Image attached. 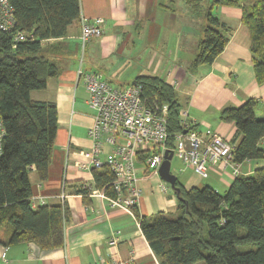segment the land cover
Returning <instances> with one entry per match:
<instances>
[{
    "label": "crops",
    "instance_id": "0c3cea01",
    "mask_svg": "<svg viewBox=\"0 0 264 264\" xmlns=\"http://www.w3.org/2000/svg\"><path fill=\"white\" fill-rule=\"evenodd\" d=\"M205 1L81 0L82 16L105 20L103 36L91 39L82 52L80 24L71 25L56 58L60 73L48 81L45 90L31 93L32 100L52 102L58 111L48 179L38 182L31 174L32 202L36 208L67 205L70 215L64 224L65 243L63 248L52 251H42L31 243H0V264H159L134 215L111 208L105 200H84L68 189L74 183L94 184L92 172L75 168V162L82 160L78 152L91 150L88 130L94 117L78 71L96 73L118 88L133 84L139 76H158L175 85L180 111L186 113L184 119L189 125L201 133L210 129L239 144L235 124L224 122L220 114L254 98L260 102L256 117L263 119L264 84L256 81L251 35L242 25L239 7H208L207 13L218 18L219 30L229 37V42L211 65L192 67L206 25L207 13L201 5ZM128 72L130 76L125 77ZM260 145L264 148V140ZM108 152L109 147H105L102 157ZM259 168H264V160L246 161L239 164V175L251 176ZM208 169L209 177L204 180L213 181L220 192L226 191L236 178L231 168L223 169L219 164L209 165ZM172 172L186 188L202 185V178L191 167L183 165L180 171ZM139 176L143 190L137 209L140 215L174 212L176 201L160 191L161 179L142 172ZM114 236L118 242L111 245Z\"/></svg>",
    "mask_w": 264,
    "mask_h": 264
},
{
    "label": "trees",
    "instance_id": "16d2710c",
    "mask_svg": "<svg viewBox=\"0 0 264 264\" xmlns=\"http://www.w3.org/2000/svg\"><path fill=\"white\" fill-rule=\"evenodd\" d=\"M16 30L33 33L34 39L14 47L13 36L0 32V115L5 128L0 155V243L6 246L34 244L42 251L61 249L66 204L38 208L32 202L31 174L48 179L58 130V111L52 102L35 101L33 91L46 89L60 73L56 58L71 25L80 21L81 0H9ZM212 7L242 9V25L251 35L250 52L256 81L264 84V0H212ZM211 12L199 43L193 68L211 65L225 50L229 37L219 30ZM54 43H46L49 40ZM147 103L169 106L168 146L183 131L181 105L174 87L158 76H139ZM257 99L224 109L220 118L234 123L240 137L233 161L264 160V118L258 119ZM149 154L143 153L140 162ZM94 187L113 195L114 176L107 166L92 170ZM174 212H157L136 218L159 264H264V168L251 176H237L220 192L206 186L186 188L178 180ZM82 183L69 185L73 195L89 199ZM245 247L246 249H242Z\"/></svg>",
    "mask_w": 264,
    "mask_h": 264
},
{
    "label": "built area",
    "instance_id": "2783aa9c",
    "mask_svg": "<svg viewBox=\"0 0 264 264\" xmlns=\"http://www.w3.org/2000/svg\"><path fill=\"white\" fill-rule=\"evenodd\" d=\"M79 24V41L84 52L91 39L103 36L105 20L89 19L81 15ZM0 32L13 36L14 47L18 43L34 39L33 33L16 30L14 9L9 0H0ZM53 41L55 40L51 39L48 43ZM78 78L87 91V103L94 111V117L88 130L92 142L91 150L78 152L82 160L75 162V168L92 172L93 169L107 166L114 176L113 195L95 188L93 184L86 185L89 198L105 200L111 208L122 209L136 217L135 210L143 196L139 173L161 179L159 170L167 150H172L175 157L185 166L193 168L194 173L202 179L209 177V165L216 164L223 169L231 168L233 175L239 176V164L233 161L236 145L210 129H206L204 133L199 132L196 126L186 122V113L183 111H180L183 131L175 135L174 145L169 147V106L166 103L159 104L158 101L149 105L141 84L133 83L118 88L101 79L96 73L82 70L78 71ZM4 136L5 128L0 115V155ZM105 147H109V152L103 158ZM143 153L149 154V157L145 162H140L139 157ZM167 185L169 184L161 179L160 191L165 195L172 193L174 196V191ZM64 197L62 194V198ZM137 222L140 227L138 219ZM117 242L118 238L114 236L111 245H116ZM5 257L6 253H3L2 259Z\"/></svg>",
    "mask_w": 264,
    "mask_h": 264
},
{
    "label": "water",
    "instance_id": "95a60500",
    "mask_svg": "<svg viewBox=\"0 0 264 264\" xmlns=\"http://www.w3.org/2000/svg\"><path fill=\"white\" fill-rule=\"evenodd\" d=\"M173 157L174 153L172 150H167L165 152V159L160 167L159 174L161 179L170 185L175 194H179L180 189L176 186L177 176L171 169V161Z\"/></svg>",
    "mask_w": 264,
    "mask_h": 264
},
{
    "label": "rangeland",
    "instance_id": "374dc122",
    "mask_svg": "<svg viewBox=\"0 0 264 264\" xmlns=\"http://www.w3.org/2000/svg\"><path fill=\"white\" fill-rule=\"evenodd\" d=\"M130 2H131V0H130ZM207 2V3H206ZM178 4H179V2H177ZM212 4V0H206L205 1V3L203 4V3H201V5L202 6H204V14L205 13H207V10H208V7L210 6ZM181 9H183V8H181ZM130 74H131V72H128V73H125V77H128V76H130ZM183 163L177 158V157H173V159H172V161H171V169H172V171H180L182 168H183ZM140 177V176H139ZM199 181L201 182V184L202 185H200V188L199 189H203L204 187H206V186H210V187H213L214 188V183H213V181H211V180H204V179H202V180H200L199 179ZM168 187H170V185H167ZM171 188V187H170ZM155 192H156V194H157V192H159L158 191V189H157V187H156V189H155ZM154 192V193H155ZM149 193L151 194V191H149ZM160 195V194H159ZM164 195V194H163ZM164 196H167V197H173L174 198V200H175V194H174V196H173V194L172 193H169V195H164ZM159 197H162L161 195L159 196ZM151 198H154L153 200H155L156 199V197H151ZM242 249H246L245 247H242ZM197 264H204V262L203 261H201V262H198Z\"/></svg>",
    "mask_w": 264,
    "mask_h": 264
}]
</instances>
